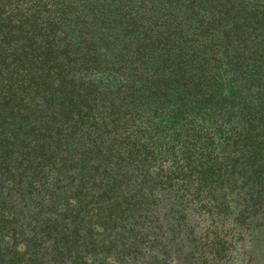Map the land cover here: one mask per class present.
I'll return each mask as SVG.
<instances>
[{"label":"trees","instance_id":"16d2710c","mask_svg":"<svg viewBox=\"0 0 264 264\" xmlns=\"http://www.w3.org/2000/svg\"><path fill=\"white\" fill-rule=\"evenodd\" d=\"M260 243L264 0H0V264Z\"/></svg>","mask_w":264,"mask_h":264},{"label":"rangeland","instance_id":"374dc122","mask_svg":"<svg viewBox=\"0 0 264 264\" xmlns=\"http://www.w3.org/2000/svg\"><path fill=\"white\" fill-rule=\"evenodd\" d=\"M253 5H255V7H257V5L262 1V0H251ZM255 248V254H256V258H255V264H264V244L260 243L256 246H254Z\"/></svg>","mask_w":264,"mask_h":264}]
</instances>
